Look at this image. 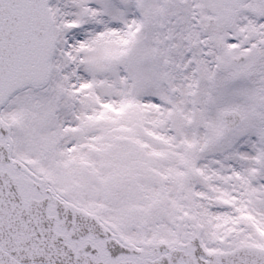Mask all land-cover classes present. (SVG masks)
Returning <instances> with one entry per match:
<instances>
[{
    "label": "snow or ice",
    "instance_id": "6c2138e0",
    "mask_svg": "<svg viewBox=\"0 0 264 264\" xmlns=\"http://www.w3.org/2000/svg\"><path fill=\"white\" fill-rule=\"evenodd\" d=\"M0 264H264V0H0Z\"/></svg>",
    "mask_w": 264,
    "mask_h": 264
}]
</instances>
